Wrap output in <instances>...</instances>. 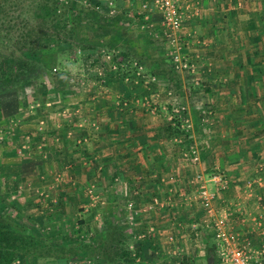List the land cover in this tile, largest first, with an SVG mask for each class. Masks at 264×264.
<instances>
[{
  "label": "rangeland",
  "instance_id": "374dc122",
  "mask_svg": "<svg viewBox=\"0 0 264 264\" xmlns=\"http://www.w3.org/2000/svg\"><path fill=\"white\" fill-rule=\"evenodd\" d=\"M12 2H17L14 4L16 8H13L11 1L7 0L8 8L5 10L30 15L34 21H38L46 15L44 4L41 5L39 0H12ZM72 2L83 5L81 11L75 12L78 18L75 24L76 38L82 46L71 49L68 57L67 51L58 53L60 62L55 61L52 64V71L45 72L44 80L26 81L14 91L0 94V216H5L27 228L38 230L59 243H75L78 239H84L86 236L89 238H94L95 234L99 236V233L105 232L111 221L116 220L115 217H117L120 226L131 238L129 245L134 253L135 264H184L185 256L191 259L190 264H224L220 259L218 261L216 255L214 229L208 223L200 222L206 213L197 202V191L192 196L193 193L189 188V193L184 195L191 196L196 201L195 206L186 205L178 200V196H176L177 199L171 194L167 198L166 194L165 197L160 194L149 196L145 205H137L135 209L138 215L141 214L143 222L138 221V216L137 219L135 217L134 222L127 221L130 210L127 211L125 201L128 200L129 195L100 191V186L96 185L95 174L91 172L93 168L90 172L82 169V172H85L84 175H81L80 171L73 173V169L70 167L71 161L65 160L62 153L63 134L68 137L71 130L79 128L78 122L82 119L79 113L80 107L91 103H101L106 107L115 105L114 101L116 100L110 97L113 94L131 92L129 97L133 99L118 98V105L120 103V107L125 106L128 102L129 105L135 104L138 113L141 109L146 108L142 113L143 119H146V124L154 122L156 126L159 123L169 122V116L162 107L165 104H170L172 100H176L188 107L194 121L191 139L200 148L202 161L198 165L191 163V159L184 154L186 145L184 146V142L176 141L175 136L169 138L167 142L169 144L167 148L171 150L169 155L172 157L168 168L175 170V163L178 160L179 164L186 166L185 169L189 174L193 172V178L197 172L207 173L216 169L221 170L226 173L229 182H232V187H230V183L228 186V188L230 187L228 193H230L235 188L233 185H240L241 181L236 180L239 175L229 173L228 168H234L233 166L225 167L221 165V162L218 163V152L227 150V159L229 160L231 156L233 159H237L242 171L240 175L248 179L246 185L248 189L245 194L247 196L252 194V189L257 186L254 185L255 182L262 188L264 186V0H206L207 8L205 9H203L202 3L200 12H215L217 10L221 13H215L208 18L206 23L210 24V27H207V31H202L199 21H205L206 16L198 15V22L195 24L196 31L186 29L185 25L190 17L185 20L181 38L188 40L189 45L180 51L195 65L194 69L189 71L176 67L170 54L172 48L167 38L168 28L163 24L162 12L155 8V5L153 7L145 6V0H72ZM182 2H186L189 6L188 11H191L190 2L193 3V0H182ZM219 4L221 5L219 6ZM232 6H237L233 9L234 12L229 9ZM65 17L67 18L68 14ZM6 18L3 13L0 14V47L5 48L8 40L2 38L8 35L6 30H3L8 22ZM216 28H218V32ZM123 31L125 34L121 35ZM11 34L13 37H17L19 31L13 28ZM13 37L9 41L11 46L17 45L18 42ZM106 39L109 40L108 44H105ZM205 39L212 49L209 54H205L202 50ZM122 44L129 45L132 49L136 47L135 50L138 48L140 53L145 51L150 54H164L172 60L173 69L180 79L179 77L175 78L176 82L172 77L157 78L156 75L151 74L153 66L149 65L144 58L137 56L134 57L135 63L133 64L136 70L135 80L122 82L112 79L115 74L113 72L115 63L111 48L112 46H122ZM67 45L63 44L60 48H67ZM83 45L86 47L83 48ZM214 46L216 49H213ZM56 49L58 50L59 47ZM218 50L231 56L228 61L235 59V64L227 69V79L230 76L228 81H232V83L224 81L222 84L224 83L225 88L228 85L230 89L237 84L239 89L242 88L244 92V100L240 97L241 102L238 103L235 97L237 104H241V109L240 111L234 110V114L241 117L243 121L241 124L243 134H239L238 139L231 137V135H237L234 129L233 134H228L225 129L221 130L224 126L219 128L211 124L216 116L214 105L209 101L207 95L199 94L193 89V85L191 86L193 83L190 81L191 74L199 71L196 62L201 61L204 57L206 62L213 58L215 60V57H219L222 53ZM237 60H241L242 64L238 65ZM202 67H206V64ZM144 79L145 81H142ZM151 81L155 90L149 94H143L144 91L150 89L149 82ZM199 81L202 83L200 78ZM154 94L160 96L151 99V95ZM132 100L135 102L134 104H130ZM146 101L151 104L156 103L157 111L151 112ZM216 101H218L217 97ZM39 108L42 111L40 110L36 116V110L38 111ZM149 113L157 115L158 119H161L160 122L157 123L158 119H153L151 116L149 118ZM204 116L209 118L206 124L202 123ZM71 117H75V119L72 120ZM62 126L66 129L65 132L60 133V138L50 139L49 135H45L46 132L56 131L53 128L58 129ZM211 126L219 132L225 131L227 137H224V132H222L220 133L223 136L221 138L228 139L229 136L232 143L226 145L224 149L223 146L217 150L214 149L211 141L220 134L217 131L213 134L210 131ZM51 137H55V134ZM76 138L80 139V136L77 135ZM77 139L74 140L75 143L71 148L77 149L79 145ZM45 146L49 150L50 147H53L60 152L53 155L50 151L45 150ZM79 158V156L72 157V160H76L74 165L78 164L80 168ZM261 168L262 170H260ZM98 171L102 172L99 174L102 180L106 175L103 174V170L99 169ZM41 174L44 176L41 177ZM256 174L259 176L254 179ZM193 178L190 182L192 188L196 190L192 183ZM100 179L98 178L99 181ZM69 187L70 191H67L66 189ZM66 191L72 193L68 194ZM233 195L234 193H231L232 200ZM225 196H222L223 200L218 205L222 209L225 208L228 215L229 202L225 201ZM108 197L119 201L120 207L108 203ZM155 198L158 199L157 204H153ZM245 198L247 197L243 196L238 201L242 199L245 201ZM229 200L231 201V198ZM181 203L183 206H180ZM108 204L111 205L108 206ZM176 206L180 209L176 210ZM237 207L235 206V208ZM254 207L256 208V206ZM217 208L219 209V207ZM235 208H230V211L233 210L232 217L234 216L236 224L238 221L244 222L245 216L238 218L239 215L235 213ZM247 211L249 213L251 207H247ZM263 214L255 216L256 221H264ZM183 216L184 218H182ZM249 217L251 216L249 215ZM79 220L85 221L82 223ZM150 226L153 227V231L149 234L147 228ZM231 226V230L240 234L242 238L252 241L254 245L253 259L264 261L262 248L258 247L253 239L235 230L237 225ZM76 229L81 230L80 236L74 233ZM145 233L146 235L143 236ZM171 233H177L176 236H178L171 235ZM195 236L197 239L200 238L197 248L203 250L201 256L195 253L200 251H195V241L193 240L196 238ZM140 241H146L144 243H146L145 250H148V256L145 258H139L136 251ZM67 262L47 260L42 263L34 258H29L20 259L16 264H107L83 255ZM113 264H132V262L126 259Z\"/></svg>",
  "mask_w": 264,
  "mask_h": 264
},
{
  "label": "crops",
  "instance_id": "0c3cea01",
  "mask_svg": "<svg viewBox=\"0 0 264 264\" xmlns=\"http://www.w3.org/2000/svg\"><path fill=\"white\" fill-rule=\"evenodd\" d=\"M195 1L196 0H193V3L190 2L191 8ZM200 1H201L200 7L202 8V3H203L204 6L203 9L207 8L206 0H200ZM234 2L235 4H237L236 1ZM220 5L221 4H219V6ZM234 8H237V6L236 7L232 6L229 9L234 12L233 10ZM215 13H221V12H217V10H215V12H199L196 15H191V17L186 23L187 26L185 25V28L196 31L195 24L198 22V18H199L198 15L201 14V16L203 15L206 16V20L205 21L199 20L201 23L200 28L202 29V31H207L208 30L207 27H210V24L206 22L208 21V18H210V16L212 17V15ZM193 17H195V19H193ZM216 29L218 32V28ZM203 43H204L203 44L204 47H202V50H204L205 54H209V51L210 50L212 51L211 47L208 46L209 42H207V40L205 39ZM213 49H216V47L214 46ZM219 51L222 52V50H218V52ZM219 57L217 56L215 57L216 58L215 60L213 58V60L211 59L210 61L207 62L204 57V59L202 58L201 61L196 62V65L199 67V71L197 70L196 72L191 74L190 81L193 82L191 86L193 85L194 88H197L198 90L194 88L193 89L195 91H198L199 94H203L204 96L207 95V98L209 97V101L214 105L216 109V116H214V119L211 122V124L212 125L214 124V126L219 128L221 126H224L223 128H221V130L225 129L228 134L232 133L234 129L237 135L234 136L231 135V137L238 139V135L243 134V128L241 126L243 121L241 117L236 116L234 114L235 113L234 110L240 111L241 104H237L236 101L238 100V103L241 102L240 97L242 98V100H244V92L242 91V88L239 89L237 84L235 86L236 91H235V87L231 89L228 88L229 87L228 85L227 88L224 87V83L222 84V82L224 81L226 82L230 79V76L227 79L228 76L227 69L235 64V59L232 61H228V59L231 58V56L229 54L225 55L224 51L220 54ZM221 57L224 59H222ZM204 64H206V67H202L204 66ZM239 64L240 65L242 64L241 60L238 61V65ZM199 78L201 79L202 83H200ZM228 82H230L229 84L232 83V81H228ZM130 94L131 92H129L128 94H126V92L125 94L118 93L116 94L117 96L113 94V96L110 97L116 101H114L115 105L113 104L112 106L108 105L106 107L104 104L101 103H95V104L91 103L88 105H84L83 107H80L79 113L82 119H80V121L78 122L79 128L77 129L75 128L74 130H71L68 133V137H66L65 134H63L64 148L62 153L64 159L67 161H71L70 167L71 169H73V173H76L75 171H80L81 175H84L85 172L84 171L82 172V169L90 172L91 169L93 168V171L91 172L95 174L94 178L96 179V185L100 186V191H102L103 193L128 194L129 196H128V200L125 201V207H127V203L132 200L134 201L135 207H137V205L140 206L145 205V203L148 202L147 198L155 194H160L163 195L164 197L166 194V198L169 197V194L173 195V197L175 198H177L176 196H178L179 199L178 198L177 199L182 201L186 205L195 206L196 201L191 196L188 197L184 196L185 194L189 193L188 191L190 189H191L190 190L191 193H193L192 196H194L196 193L195 188H192L190 182L191 179L193 178L192 177L193 172L189 174L188 171L185 169L186 166H184L183 164H179L178 160L177 162L175 160L176 162L175 170H170L168 168L170 167L169 163L172 158L169 155V152H171V150L167 148V146L169 145L167 143L169 141V138H166L162 132V126L166 125L168 122H166L165 124H160L159 122L161 119L160 118L158 119V116L155 115L154 113H149V118L151 116L153 119H158L157 123L159 124L157 126L154 124V122L153 124L151 123L146 124V119L144 120L142 117V113L144 112L143 110H146V108L141 109V111L138 113V111L136 110L137 107L134 104L135 102L133 100L130 102V104H134V105H129L128 102L125 104V106L120 107L121 104L119 103L118 105L117 99L118 98L123 99V97H128V99H133L132 97H129ZM155 96H160V95L154 94L151 95V98L154 99L153 97ZM216 97L218 98V101H216ZM235 97L237 98V100ZM158 106H160V104ZM140 118L142 119V121ZM71 119L73 120L75 119V117L73 118L71 117ZM53 129H55L58 132L56 131H52L48 133L46 132L45 135L46 136L49 135L50 137L48 138L50 139L53 138L57 139L61 137V134L63 132H65L66 127L63 128L62 126V128H58V129L53 128ZM210 131H212L213 134L216 131L218 132V134L224 132L223 133L224 137L225 136L227 137L225 131L219 132V130H215L213 126H211ZM54 134L55 137H51ZM77 135L80 136V139L76 138ZM221 137H223L221 136V134L217 135L214 137L215 139L213 138L211 141V145L214 146L215 147L214 149L216 150L221 148L222 146L224 149L226 145L228 146L230 145V143H232L231 142L232 139L229 136L228 139L227 138L222 139ZM76 139L79 142L77 149L71 148L72 144L75 143ZM45 150L48 152L50 151L51 154L53 155L60 152V150L53 149V147H50L49 150L47 146H45ZM70 151L74 153H71ZM218 154H219L218 163L221 162L222 163L221 165L225 167L233 166L234 168L231 169L228 168L229 173L231 174L235 173L236 176L239 175L236 178V180L241 181V184L233 185V188L234 187L235 188L233 190L231 189L232 191L228 193L230 191V187H232V182H231L230 187L226 189L225 192L220 194V199H217L215 201V205L217 207H221L218 204L223 199L222 196L226 195L225 201L229 202L228 224L230 229L232 228L231 225H235V226L237 225V227H235V230H238L242 232V234H244L245 236H248L251 239H253V241L255 242V244H257L258 247H262L264 246V221L262 220L256 221L255 216H259L260 214L264 213L263 212L264 186L261 188L255 182L254 185L257 186L256 187L254 186L255 189L254 188L252 189L253 190L252 194H249L250 196H247L245 194V191L248 189V187L246 186L248 179H246L245 176L240 175L242 171L240 170V163L238 165V160L235 158L233 159L232 156L229 157L228 160L226 156L227 150L225 152L220 150ZM78 156L80 157L78 159V161L80 162V168L78 164L74 165L76 160H72V157H78ZM99 165L100 167L98 168ZM99 169L103 170V174L106 175L102 180L100 179V175H99L102 172L98 171ZM260 170H262V168ZM212 172L213 170L204 173L208 175ZM42 176H44V174H41V177ZM258 176L259 175L256 174V177L254 179H257ZM98 178L100 179V181L98 180ZM209 187L216 188L217 186L211 182L209 183ZM66 190L70 191V187ZM67 191L66 193L68 194L72 193ZM231 193H234L233 200ZM243 196L247 197L245 198L246 200L242 201L243 200L242 199L241 201H238L240 200L239 198ZM230 198L231 201L229 200ZM107 200L108 203H113L114 205L119 204V201H116L115 198L113 199L108 197ZM138 202H141L142 204ZM252 204H254L256 208L252 206ZM109 205L111 204H108V206ZM180 206H183V204L181 203ZM235 206L238 207L235 208ZM118 207L120 206L118 205ZM232 207L235 208L236 211L235 213L239 215L238 218H240L241 216H245L244 222L241 223L240 221H238V223L236 224L234 216L232 217L233 210L230 211V208ZM247 207H251V211L249 213L247 211ZM175 209L179 210L180 208L176 206ZM249 215L251 217H249ZM137 216H138V221L143 222L141 219L142 217L141 214L140 215L137 214L136 219ZM182 218H184V216ZM201 221H203V218H201L200 222ZM176 234L177 233L174 234L171 233V235H175V236ZM199 239H197L196 237L193 240L195 241L194 243V246L196 247L195 251H199V250L200 251L199 252L192 251V252L198 253L201 256L203 250L201 248L200 249L197 248L198 243H200ZM202 241L204 242V240ZM147 251L148 250H144L143 254H139L138 257L139 258L140 257L145 258V256L147 257L148 256ZM133 254H132V258L129 260H131L132 264L133 263L135 264L136 261L134 260ZM177 258L178 257L176 256V259Z\"/></svg>",
  "mask_w": 264,
  "mask_h": 264
},
{
  "label": "trees",
  "instance_id": "16d2710c",
  "mask_svg": "<svg viewBox=\"0 0 264 264\" xmlns=\"http://www.w3.org/2000/svg\"><path fill=\"white\" fill-rule=\"evenodd\" d=\"M10 1L11 6L16 8L14 4L17 2ZM39 1L41 5L44 4L46 15L40 20L34 21L30 15L5 10L8 8L7 0H0V14L3 13L8 20L3 28L8 35L2 38L3 40L7 39L8 42L6 48L0 47V94L14 91L26 81L44 80L45 72L50 73L52 71V64L55 61L60 62L58 53L67 51L68 57L71 49L82 46L76 38L75 24L78 18L75 12L81 11L83 5L72 2V0H67V2L66 0ZM66 14H68L67 18L65 17ZM16 17L18 18L15 19ZM13 28L19 31L17 37H13L11 34ZM123 34L125 31L121 32V35ZM12 37L18 41L17 45L11 46L9 41ZM108 42L109 40L106 39L105 44ZM63 44H68L67 48H60ZM57 47H59L58 50ZM85 47L83 45V48ZM135 48L133 50L129 45L124 44L112 46L115 63V70H113L115 74L112 79L122 82L135 80L136 70L133 64L136 56L144 58L149 65L153 66L151 74L156 75L157 78L172 77L176 80L175 78L179 77L180 79V76L173 69L170 58L164 54H150L145 51L140 53L138 48L136 50ZM149 85H151L150 89L144 91L143 94H149L155 90L152 81L149 82ZM40 110L42 111L41 108L38 109L39 112L36 110V116ZM162 132L166 138H173L184 134L185 129L177 120L175 125L168 122L162 126ZM115 218L116 220L111 221L108 229L99 233V236L98 234H95L94 238L86 236L84 239H78L75 243H59L38 232V230L27 228L5 216H0V264H16L20 259L29 258H34L42 263L47 260L69 262L81 255L91 257L94 260H101L107 264L129 260L133 254L129 245L131 238L126 230L120 226L117 217ZM79 221L83 223L85 220ZM80 231L76 229L74 233L79 235ZM140 242L136 248L138 255L143 254L146 244L144 243L146 241ZM184 259L187 264H190L191 259L188 256H185ZM186 262L183 263L186 264Z\"/></svg>",
  "mask_w": 264,
  "mask_h": 264
},
{
  "label": "built area",
  "instance_id": "2783aa9c",
  "mask_svg": "<svg viewBox=\"0 0 264 264\" xmlns=\"http://www.w3.org/2000/svg\"><path fill=\"white\" fill-rule=\"evenodd\" d=\"M145 6L150 5L159 9L162 12L163 24L168 28V40L170 41V47L172 51L170 54L174 59L176 67L192 70L194 64L184 57L181 49L188 47V40L181 38V31L183 29L185 20L191 15H196L200 12V1L197 0L191 8L192 13L188 11L189 6L183 3L182 0H146ZM188 7H187V6ZM155 79V77H153ZM152 99V98H151ZM147 107L149 106L151 112L157 111V104L153 102L151 104L146 101ZM159 107V106H158ZM163 111L168 114L169 122L175 125V122L179 120L181 126L185 129V133L176 136L175 140L184 142L186 148L185 155L191 159L194 165H198L202 161L201 150L197 144L191 139L192 131H194V121L188 111V107L185 104H181L176 100H172L170 104H165ZM148 109V108H147ZM208 117L202 118V123L208 122ZM192 183L196 187V199L200 203L202 210L206 213L203 218V223H208L211 228L214 229V235L216 238L217 256L224 264H264L263 260H254L252 255L253 243L248 238H242L240 234L231 230L228 226L227 212L221 207L219 209L215 205V201L220 199V194L225 192L229 186V178L226 173L221 170H213L212 173L206 174L204 172H197ZM214 183L217 187L210 188L209 183ZM153 204H157L158 199L155 198ZM223 200V199H222ZM221 200V201H222ZM128 212L127 221L134 222L137 215L135 212L134 201H129L126 207ZM153 231V227L147 228L149 234ZM146 233L143 235L145 236ZM262 253H264V246L261 247ZM254 250V249H253Z\"/></svg>",
  "mask_w": 264,
  "mask_h": 264
}]
</instances>
